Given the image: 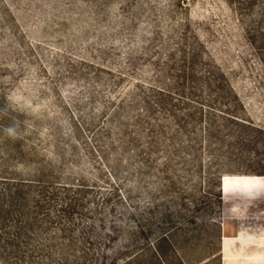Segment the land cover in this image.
<instances>
[{"label":"rangeland","instance_id":"obj_1","mask_svg":"<svg viewBox=\"0 0 264 264\" xmlns=\"http://www.w3.org/2000/svg\"><path fill=\"white\" fill-rule=\"evenodd\" d=\"M0 264H264V0H0Z\"/></svg>","mask_w":264,"mask_h":264},{"label":"clouds","instance_id":"obj_2","mask_svg":"<svg viewBox=\"0 0 264 264\" xmlns=\"http://www.w3.org/2000/svg\"><path fill=\"white\" fill-rule=\"evenodd\" d=\"M4 132L9 137H16L17 136V128L15 126H9L4 129Z\"/></svg>","mask_w":264,"mask_h":264},{"label":"water","instance_id":"obj_3","mask_svg":"<svg viewBox=\"0 0 264 264\" xmlns=\"http://www.w3.org/2000/svg\"><path fill=\"white\" fill-rule=\"evenodd\" d=\"M222 185H223V182H222Z\"/></svg>","mask_w":264,"mask_h":264}]
</instances>
